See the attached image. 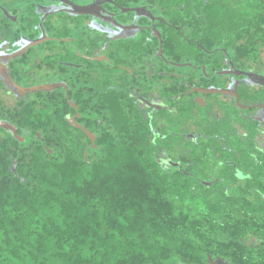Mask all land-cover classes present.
<instances>
[{
    "label": "flooded vegetation",
    "instance_id": "flooded-vegetation-1",
    "mask_svg": "<svg viewBox=\"0 0 264 264\" xmlns=\"http://www.w3.org/2000/svg\"><path fill=\"white\" fill-rule=\"evenodd\" d=\"M186 16L168 1L0 0V122L22 141L11 117L60 101V153L138 144L194 193L263 199L264 66L201 43Z\"/></svg>",
    "mask_w": 264,
    "mask_h": 264
},
{
    "label": "trees",
    "instance_id": "trees-1",
    "mask_svg": "<svg viewBox=\"0 0 264 264\" xmlns=\"http://www.w3.org/2000/svg\"><path fill=\"white\" fill-rule=\"evenodd\" d=\"M156 1L184 5L182 27L201 43L263 66L264 0ZM11 118L31 135L0 138V264H209L208 255L264 264V198L203 186L194 193L138 144L60 153L61 142L73 141L72 129L60 134V101Z\"/></svg>",
    "mask_w": 264,
    "mask_h": 264
},
{
    "label": "water",
    "instance_id": "water-1",
    "mask_svg": "<svg viewBox=\"0 0 264 264\" xmlns=\"http://www.w3.org/2000/svg\"><path fill=\"white\" fill-rule=\"evenodd\" d=\"M47 90H49V89H47ZM217 92H220V91H217ZM72 123H73V120H72ZM0 127H3L4 129H6L8 131H11L14 138H16L19 141L21 140V138H19L17 136L15 129L10 124H8L7 122H0ZM48 153H50V151H48ZM14 166H15V162H13V168H12L13 173H15ZM207 262L209 264H229L226 261H224L223 259L218 258V257L215 259H212L211 256H209V255L207 256Z\"/></svg>",
    "mask_w": 264,
    "mask_h": 264
},
{
    "label": "rangeland",
    "instance_id": "rangeland-1",
    "mask_svg": "<svg viewBox=\"0 0 264 264\" xmlns=\"http://www.w3.org/2000/svg\"><path fill=\"white\" fill-rule=\"evenodd\" d=\"M261 57H262V63H263V66H264V51L262 52Z\"/></svg>",
    "mask_w": 264,
    "mask_h": 264
}]
</instances>
